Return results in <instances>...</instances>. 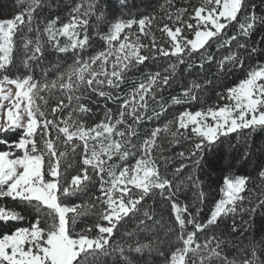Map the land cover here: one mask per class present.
I'll return each mask as SVG.
<instances>
[{"label": "snow or ice", "instance_id": "snow-or-ice-1", "mask_svg": "<svg viewBox=\"0 0 264 264\" xmlns=\"http://www.w3.org/2000/svg\"><path fill=\"white\" fill-rule=\"evenodd\" d=\"M103 3L74 0L62 19L42 15L59 7L53 0H18L19 10L0 18V198L23 205L24 213L31 209L38 214L34 222L23 226L19 222L25 215L17 207H0V264H97L101 255L114 253L130 264L128 253L151 252L165 244L170 251L159 252L165 264H264V239L244 244L214 231L224 218L264 208V168L258 172L262 183L256 185L260 194L255 199L244 195L255 191L247 187L250 177L224 176L222 195L206 218L194 210L195 204L181 203L179 198L181 186L190 185L198 190L196 199L203 204L205 193L197 170L204 154L233 133L264 130V62L248 63L257 55L264 57V47L250 42L258 28L264 30V12L257 13L253 0H199L198 4L185 0L180 7L174 0H165L159 17L130 12L113 17L106 31L96 32L104 47L84 55L91 47L90 20L95 17L99 26L109 19ZM119 6L128 8L127 0H119ZM233 22L236 32L226 35ZM17 36L25 70L38 63L48 48L57 54L71 52V63L51 80H37L31 71L13 74L10 66ZM214 43L222 55L210 51ZM260 43L264 45V36ZM195 56L207 63L208 71L198 72L184 84L180 95L172 97L174 104L200 103L208 86L219 87L215 82L237 69L243 78L216 92L225 103L180 111L148 131L142 142L133 143L138 135L133 125L152 119L149 102H156L165 87L172 86L181 65L191 75ZM157 58L171 62L163 71L134 82L124 97L104 90V86L118 90L129 73ZM197 67L204 69L205 63ZM84 90L120 101L118 113L108 108L102 119L87 125L85 117L90 118L92 109L81 103ZM54 92L56 103L49 106ZM153 114L160 115L155 109ZM182 142L181 151L166 154ZM70 156L78 164L70 179L61 183L62 162ZM130 156L134 162H128ZM114 157L122 163H109ZM93 181L99 189L94 201L69 202L89 191ZM157 196L168 206L167 220L154 207ZM93 210L94 225L77 231L80 218ZM128 221L135 222V231L126 232L131 242L113 247L114 230ZM239 231L233 223L231 232ZM141 235L147 242H141ZM229 248L236 252L231 258Z\"/></svg>", "mask_w": 264, "mask_h": 264}, {"label": "trees", "instance_id": "trees-1", "mask_svg": "<svg viewBox=\"0 0 264 264\" xmlns=\"http://www.w3.org/2000/svg\"><path fill=\"white\" fill-rule=\"evenodd\" d=\"M54 3L59 5L58 8L51 10H45L43 16L48 15H60L62 19H66L68 16L69 5H71L74 0H53ZM257 5V13L260 14L264 12V8H261V0H253ZM128 8L121 9L119 6V0H104L103 6L108 9L106 15L109 17L103 24L97 25L95 17L90 20V43L91 47L88 48L84 55H89L98 51L104 47V41L96 34L99 31H106L108 23L111 22L113 17H119L121 13L128 14L129 12L132 15H140L142 13H155L157 17L163 15V12L160 9V5L165 3V0H127ZM176 7L184 6L185 0H174ZM192 3L198 4L199 0H192ZM19 10L18 0H0V18H8L14 12ZM42 18V17H41ZM59 26V24H58ZM237 26L236 22H233L229 26L226 35H232L236 32ZM23 35V33L21 34ZM159 37V32L156 33ZM264 36V30L257 29L250 37V42H256L259 47H264L260 43L261 37ZM16 48L13 53V64L11 67V72L13 74H20L25 71H31L34 75V78L37 80H48L56 78L59 71H62L68 63H71V52L66 54H57L51 48H48L43 58L39 60L38 63L32 64L29 70H25L22 66L23 61V49L21 45L20 36L16 38ZM65 38L61 37V44L64 43ZM145 43L148 41L145 40ZM210 51L214 55H222L223 50L217 52V45L214 43ZM196 61V64L192 67V74H189V70L185 65H181L178 69L180 75L172 83L171 87H165V89L158 95L156 102H149V111L148 115L152 116V119H145L139 125H133L137 128L138 135L133 137V143L139 144L142 142L144 136L148 131L157 126H162L167 120L172 119L180 111L185 109L197 110L200 107L215 106L216 104H223L225 101H219L216 92L223 91L224 86H232L235 82H238V79L243 78V73L237 69L234 74H230L227 77H223L220 81L215 83L219 87L208 86L209 90L201 94V102H186L182 104H174L172 101L173 96H179L182 91V86L189 83L192 79L196 78L198 72L208 71V65L206 62L201 61L199 56L193 57ZM174 60V58H173ZM171 62L167 58H157L156 60H149L145 62L144 65L140 66L137 71L131 72L128 74L124 83L121 84L120 88L114 92L104 86L105 91H110L112 96L115 97L119 95L124 97L133 87L134 82H139L142 80L148 73L163 71V68ZM264 62V57L257 55L254 58V61L248 62L250 64L262 63ZM59 63L61 65L60 69L53 67L54 64ZM199 63H205L204 69H199L197 65ZM211 79V76H209ZM57 93H53L49 96V106H54L56 103ZM81 103L86 104L92 109V113L89 114V117H85L86 124L91 125L94 122H98L103 118V113L106 109H112L114 114L118 113L120 101L117 100H108L107 98L100 97L95 93H92L90 90H84L81 97ZM163 105L164 111H160V106ZM153 109L156 112H159L160 115L156 116L153 114ZM132 123L131 119L128 121ZM122 127V126H121ZM246 137V139H245ZM223 139V138H222ZM2 147V146H0ZM185 147V142H182L180 145L171 146L167 155H173L181 151ZM128 162H134L133 157H129ZM109 163H122L119 161L118 157H114L113 161ZM179 162L176 161L174 164L169 165V167H174L175 164ZM67 164H72V168H67ZM78 159L76 157L70 156L67 162H62V173L64 174L61 183H64V179H70V175L74 173L75 168L77 167ZM231 165V167H229ZM261 168H264V130L257 129L252 132L249 130H244L243 133L231 134V137L225 139L223 144H217L211 151H208L204 154V161L202 162L201 167L197 170V175L202 181V189L205 193V200L203 204H200L197 201L198 190L192 186H181V191L179 198L181 203L195 204V211H199L200 217L206 218L209 215L210 209L213 207L214 202L220 198L222 195L220 192L221 187L223 186V177L226 175H240L250 177L248 182V189L255 191L245 192L244 195L246 198L251 197L255 199L256 196H259L260 190L256 189V185L261 184V180L258 177V172ZM161 172H164V168L161 167ZM99 195V189L96 181H93L92 185L89 186V191L81 193L78 196L71 198L69 202L83 203L85 201L92 202L95 200V196ZM63 199V198H62ZM156 204L157 213L161 211L164 213V219H168L167 208L168 206L164 204L159 196L154 197ZM152 204L150 200L148 202ZM7 207L12 209L17 207V202L11 200L10 198H0V207ZM247 199L245 200L244 207H247ZM96 208H99L97 203ZM17 210H20L22 214L25 215V219L21 222L23 226H28L30 223L34 222L37 218V213L29 209L28 213L23 212V205L17 207ZM97 220L96 211H90L87 216L80 218L78 221L77 231H81L86 227L94 225ZM247 221V223H244ZM235 223L238 228L241 229L238 233L231 232V226ZM6 231V229H4ZM135 231V222L128 221L122 223L114 230L112 237L110 238V244L114 247L117 244H123L129 241L126 232ZM213 231V230H210ZM217 233L222 234L223 236L228 237L231 240L236 242H242L244 244L249 241L259 242L264 239V208H258L257 211L253 214H241L237 213L234 217L224 218L219 222V228L214 229ZM95 234V233H93ZM163 235V230L161 231V236ZM203 238V237H201ZM141 242H147V239L144 235L139 237ZM160 251H164L166 254L170 251L167 244L162 245L159 250H153L151 252L145 251L143 253H128V260L130 264H165L164 257L159 254ZM229 257L236 255L235 249H227ZM97 264H125V261L119 256L118 253L110 255H101L98 258Z\"/></svg>", "mask_w": 264, "mask_h": 264}]
</instances>
